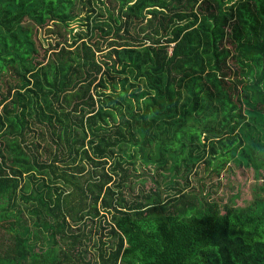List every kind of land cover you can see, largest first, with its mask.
Listing matches in <instances>:
<instances>
[{"label":"trees","instance_id":"obj_1","mask_svg":"<svg viewBox=\"0 0 264 264\" xmlns=\"http://www.w3.org/2000/svg\"><path fill=\"white\" fill-rule=\"evenodd\" d=\"M4 197L63 243L0 211V264H264V0H0Z\"/></svg>","mask_w":264,"mask_h":264},{"label":"rangeland","instance_id":"obj_2","mask_svg":"<svg viewBox=\"0 0 264 264\" xmlns=\"http://www.w3.org/2000/svg\"><path fill=\"white\" fill-rule=\"evenodd\" d=\"M78 26H79L78 24H75L73 27H75V29H78ZM42 37L44 41L46 42V44H49V42L51 41V38L47 36L45 32L42 34ZM114 37L115 36L112 35L106 38L105 36L103 37L99 35L97 36V40H99L100 43H103V47L106 48L108 46V43L112 41ZM110 129L115 130V126L110 127ZM140 165H143V164L140 163ZM145 171L149 175V180L147 182L146 181L144 182V179L146 176L142 174L143 169H139V172L137 173L138 178L134 179V183L138 187L136 188L135 192H132L130 190V198L132 197V195L134 197H139L141 195L140 193H143V192L149 193L151 189L155 188L154 182L152 181V179H150L152 178L153 174L156 172L154 170V167H146ZM238 182H240V186L242 190V195H241V198L238 200V204L241 207H244L248 203H250L252 199L253 194H252L251 186H252V183L254 182L253 175H249V177H241L238 180ZM1 203H2V206H1L0 211H6V212L12 211L11 214H14L18 217V227L16 228V231L20 230V233L24 237H27V239L29 240L28 248L31 254L41 255V254L49 253V251H51L52 249L56 251V253H59V250H56V246L59 243H63V242H61V240H57V243H56L57 245L53 243L50 232H48L47 230L50 227V225L53 223V220H51V218L47 217L42 212L40 213V211H38L37 213H33L31 209L26 210L25 208L26 205L22 204L20 199L14 206H13L14 202L11 201V203H8V198H5V197L2 199ZM93 223H95V221ZM43 224L45 226H43ZM85 225H87L88 227L87 229V237H88L87 241L88 242L85 243L88 246V250L86 253V260L95 261L97 259L96 258L97 257V251H96L97 247L95 246L97 245L99 238L103 242L109 240L106 238V237H109V235L107 234L108 231H106V228H103V230H101L99 229L98 226H96V231L91 229V226H92L91 219H87V221L85 222ZM101 225H103L102 222H101ZM78 230H79L78 228L75 229V231H78ZM3 234L4 232L1 227L0 228V241H1V236H3ZM35 235L38 236V239L36 238ZM57 258H59V256ZM19 264H32L31 258L28 257L22 260L21 262H19Z\"/></svg>","mask_w":264,"mask_h":264},{"label":"crops","instance_id":"obj_3","mask_svg":"<svg viewBox=\"0 0 264 264\" xmlns=\"http://www.w3.org/2000/svg\"><path fill=\"white\" fill-rule=\"evenodd\" d=\"M43 264H100V263H43Z\"/></svg>","mask_w":264,"mask_h":264}]
</instances>
